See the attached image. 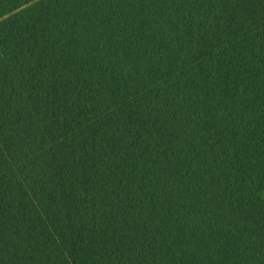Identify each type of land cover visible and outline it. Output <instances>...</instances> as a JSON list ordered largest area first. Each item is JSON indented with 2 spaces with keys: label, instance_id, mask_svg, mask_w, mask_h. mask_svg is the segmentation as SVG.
<instances>
[{
  "label": "trees",
  "instance_id": "16d2710c",
  "mask_svg": "<svg viewBox=\"0 0 264 264\" xmlns=\"http://www.w3.org/2000/svg\"><path fill=\"white\" fill-rule=\"evenodd\" d=\"M0 264H264V0H0Z\"/></svg>",
  "mask_w": 264,
  "mask_h": 264
}]
</instances>
